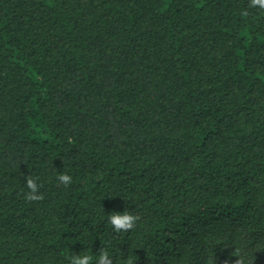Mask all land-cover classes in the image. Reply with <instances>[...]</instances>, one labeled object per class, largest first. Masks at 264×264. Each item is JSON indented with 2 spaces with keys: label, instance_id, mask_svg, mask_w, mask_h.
<instances>
[{
  "label": "trees",
  "instance_id": "16d2710c",
  "mask_svg": "<svg viewBox=\"0 0 264 264\" xmlns=\"http://www.w3.org/2000/svg\"><path fill=\"white\" fill-rule=\"evenodd\" d=\"M249 3L0 0V264L101 247L114 264H264V9ZM124 211L141 219L115 233Z\"/></svg>",
  "mask_w": 264,
  "mask_h": 264
},
{
  "label": "clouds",
  "instance_id": "9594fccd",
  "mask_svg": "<svg viewBox=\"0 0 264 264\" xmlns=\"http://www.w3.org/2000/svg\"><path fill=\"white\" fill-rule=\"evenodd\" d=\"M249 7L264 9V0H250ZM246 14L247 13H244V15ZM38 179V177L34 179L31 176L26 178V187L28 191L24 193V198L28 202H39L44 199L43 194L40 192V188L43 185L38 183ZM57 180L65 187L71 185L73 182L72 176L68 174L58 175ZM140 219V216L124 211L122 213L114 212L111 214L108 217V222L115 233H128L137 226V222ZM68 261L69 264H114L112 255L105 247H101L95 257L89 254H73L68 257ZM236 264H243V262L241 260H236Z\"/></svg>",
  "mask_w": 264,
  "mask_h": 264
}]
</instances>
